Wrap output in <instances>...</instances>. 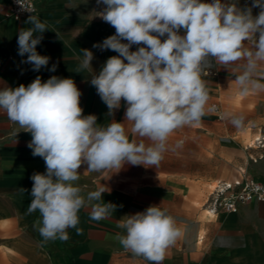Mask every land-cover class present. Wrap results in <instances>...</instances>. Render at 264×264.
I'll return each mask as SVG.
<instances>
[{
	"label": "clouds",
	"instance_id": "9594fccd",
	"mask_svg": "<svg viewBox=\"0 0 264 264\" xmlns=\"http://www.w3.org/2000/svg\"><path fill=\"white\" fill-rule=\"evenodd\" d=\"M17 2L31 13L26 21L31 27L18 32V55L27 54L22 63L40 71L50 60L37 52L48 25L33 14L34 6H24L26 0ZM96 3L104 7L94 17L112 26L115 34L92 47L118 55L107 58L97 73L92 67L94 53L80 49L75 72L90 74L89 82L107 106L108 117L123 100L122 122L111 118L110 123L98 124L96 115H84L82 93L70 77L53 75L42 81L37 76L27 86L0 87V111L31 134L27 147L45 162L46 171L30 177L32 200L27 209L29 215L39 212L34 228L44 243L68 241V229L80 234L78 214L83 208L90 207L89 217L95 221L109 218L116 209L102 198L111 191L106 185L83 194L76 183L83 164L89 173L111 175L126 165L158 167L169 137L177 129L198 126L214 110L208 108L209 90L202 78L210 60L233 70L239 94L264 91V0H252L243 8L237 0ZM253 8H259L255 16ZM133 45L137 50H131ZM56 69L53 64L48 70ZM224 118L238 129L243 126L242 115L225 113ZM181 146L177 142L176 148ZM116 226L123 233H116L114 239L148 264H162L166 250L181 236L175 219L160 205L125 215Z\"/></svg>",
	"mask_w": 264,
	"mask_h": 264
},
{
	"label": "crops",
	"instance_id": "0c3cea01",
	"mask_svg": "<svg viewBox=\"0 0 264 264\" xmlns=\"http://www.w3.org/2000/svg\"><path fill=\"white\" fill-rule=\"evenodd\" d=\"M33 1L35 15L46 21L49 29L43 33L37 52L49 56V64L34 71L31 64L22 63L27 54L18 55V32L31 27L26 23L29 16L16 20L8 15L11 0H0V87L27 86L37 76L42 81L53 75L70 77L82 93L80 104L84 115H96L98 124L110 123L111 118L122 122L123 100L121 108L108 117L107 106L89 82L90 74L75 72L82 57L80 49L94 53L92 67L97 73L107 58L118 55L92 47L115 34L112 26L94 17L95 11H101L104 5H97L96 0ZM237 2L241 8L252 4V0ZM258 12L259 8L252 9L253 16ZM131 50H137V46L133 45ZM53 64L57 65L55 72L48 70ZM218 66L210 60L204 67L202 78L209 92L219 86V77H211L214 73L211 68ZM31 139L30 133L19 129L0 111V264H148L142 257L126 251L114 236L123 233L116 226L123 216L144 211L150 205L167 209L181 229V236L166 250L162 264H264V202L243 205L233 213L222 210L214 213L208 207L211 193L221 183L244 176L264 181V134L255 137L254 146L237 141L243 158L234 164L236 175L217 180L207 194L206 209L199 205L201 194L195 191L199 185L189 172L178 170L179 163L188 167L190 159L188 151L176 148L173 135L169 137L168 150L155 168L126 165L118 174L111 175L89 173L85 171L87 165L83 164L78 169L81 175L76 182L83 194L106 185L111 191L102 194V198L116 205V209L109 218L95 221L89 217L90 207L83 208L78 214L80 234L68 229V241L47 243L34 228L39 212L27 214L32 200L30 177L35 172L46 171L44 160L34 157L27 147ZM174 151L180 153L174 157Z\"/></svg>",
	"mask_w": 264,
	"mask_h": 264
},
{
	"label": "rangeland",
	"instance_id": "374dc122",
	"mask_svg": "<svg viewBox=\"0 0 264 264\" xmlns=\"http://www.w3.org/2000/svg\"><path fill=\"white\" fill-rule=\"evenodd\" d=\"M211 69L214 72L211 77H219L220 82L214 92H209L208 108L213 109L216 104L219 112L210 110L198 126H185L172 134L175 145L183 139L180 148L188 151L190 159L188 167L179 163L178 170L189 172L191 179L199 185L195 191L201 194L199 205L204 209L207 208L204 205L207 194L217 180L231 179L236 175L234 164L243 158V151L236 146L237 141L254 146L257 143L255 137L264 134V91L241 95L236 90L232 69L220 65ZM225 113L242 115L243 126L236 128L230 119L224 118ZM192 130L195 131L193 134ZM177 153L180 152L174 151V157Z\"/></svg>",
	"mask_w": 264,
	"mask_h": 264
},
{
	"label": "built area",
	"instance_id": "2783aa9c",
	"mask_svg": "<svg viewBox=\"0 0 264 264\" xmlns=\"http://www.w3.org/2000/svg\"><path fill=\"white\" fill-rule=\"evenodd\" d=\"M29 3L35 8L33 0H26L24 6L27 7ZM8 15L16 20H21L31 13L23 10L17 0H11ZM213 109L219 112L216 104H213ZM219 117L222 118L221 113ZM254 202H264V181L244 176L218 185L211 193L208 207L214 213L220 210L233 213L237 212L241 206Z\"/></svg>",
	"mask_w": 264,
	"mask_h": 264
},
{
	"label": "bare ground",
	"instance_id": "6f19581e",
	"mask_svg": "<svg viewBox=\"0 0 264 264\" xmlns=\"http://www.w3.org/2000/svg\"><path fill=\"white\" fill-rule=\"evenodd\" d=\"M261 136V135H260ZM259 138H261V137H259Z\"/></svg>",
	"mask_w": 264,
	"mask_h": 264
}]
</instances>
